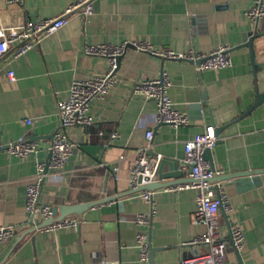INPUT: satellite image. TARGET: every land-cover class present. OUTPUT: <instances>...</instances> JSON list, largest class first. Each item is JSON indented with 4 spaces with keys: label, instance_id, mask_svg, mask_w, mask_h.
Wrapping results in <instances>:
<instances>
[{
    "label": "crops",
    "instance_id": "0c3cea01",
    "mask_svg": "<svg viewBox=\"0 0 264 264\" xmlns=\"http://www.w3.org/2000/svg\"><path fill=\"white\" fill-rule=\"evenodd\" d=\"M75 1L0 0V11L22 10L27 20H34L58 15ZM255 2L91 0L90 14H70L63 26L26 53L12 57L17 44H10L0 57V223L18 229L0 242V264H151L139 258L136 235L141 230L149 235L153 264H179L185 253L201 250V245L184 244L205 229L193 219L195 190L159 187L149 201L140 196L142 190L130 187V173L146 128L154 129L152 151L180 159L184 140L212 121L218 129L211 149L218 173L264 168V99L254 105L264 92V14L257 25L246 14ZM261 4L264 10V0ZM135 39L175 51L208 52L224 44L231 48L232 63L200 73L191 60L128 46L115 83L89 102L93 123L62 129L75 145L61 170L47 168L41 186L40 201L53 207L93 204L72 214L82 219L76 227L31 230L25 185L36 162L48 159L47 147L59 128L58 101L67 98L73 79L103 75L108 68L107 58L86 54L83 46ZM247 39L252 53L243 45ZM9 69L13 80L7 76ZM162 72L171 80L167 93L174 107L189 116L188 124L157 123L155 100L133 93L137 79ZM112 131L118 136L110 140ZM21 135L37 141L39 150L26 157L10 154L7 143ZM189 177L184 170L183 181ZM213 182L223 185L230 202L222 226L224 264L264 263V172L258 184L249 186L228 179ZM138 212L150 214L147 225L132 220ZM234 224L244 232L239 251L231 243Z\"/></svg>",
    "mask_w": 264,
    "mask_h": 264
},
{
    "label": "built area",
    "instance_id": "2783aa9c",
    "mask_svg": "<svg viewBox=\"0 0 264 264\" xmlns=\"http://www.w3.org/2000/svg\"><path fill=\"white\" fill-rule=\"evenodd\" d=\"M261 3L262 0H256L255 4L247 9L246 14L253 19L264 14ZM91 12V0H76L58 15L38 16L34 20H27L22 10L0 11V57L9 49L12 43L17 44L11 54L12 57L22 55L35 47L41 37L49 35L63 26L68 21L70 14L79 13L86 16ZM128 46L158 57L191 60L194 62L195 69L200 73L205 69H219L232 63L231 48L224 44H219L208 52L175 51L170 48H158L143 39L122 41L120 43L84 45V53L107 58L109 61L108 68L103 75L73 79L67 98L58 101L59 128L54 131L47 147L49 152L46 160L48 168L61 170L75 145V140L68 139L62 129L73 125H90L93 123L94 118L88 113L89 102L103 97L110 86L115 83L118 67L116 57L123 55ZM7 76L9 80L15 78L12 69L7 70ZM170 84L171 80L168 74L162 72L157 77L137 79L132 86V91L141 94L145 98L155 100L157 106L155 119L157 123L165 122L175 127L188 124L190 122L189 116L174 107L167 93ZM26 122L30 123L31 119L26 118ZM99 132L102 133L101 130ZM153 134V127L146 128L144 143L136 149V160L129 178L131 188H136L140 184L156 179L155 165L147 166L151 158L158 160L162 157L159 152H155L154 155L149 154V151H152ZM117 136V131H112L109 134L110 140ZM216 142L217 134L214 125L211 123L205 124L202 131L185 139L182 157L180 158L182 161L181 169L183 171L187 170L188 164H190L188 174L192 179L163 186L164 190L194 189L195 209L193 219L205 226L204 231L184 243L201 245V250L185 253L182 255L179 264H224L226 242L222 235V226L225 219L221 214V209L226 213L230 209V202L223 185L220 182L210 180L219 171L212 169L210 162L203 156L204 150L207 148L212 149ZM6 149L10 154L26 157L36 153L39 150V144L37 141L29 140L21 135L7 143ZM46 161L36 162L33 177L25 185V208L28 212V224L47 231L60 227H76L82 219L75 215L65 216L47 224L39 223V219L46 220L53 214V205L40 201L41 186L47 172L45 171ZM139 177H141V181H139ZM154 192L155 190L143 189L140 196L152 201ZM132 220L139 225H147L150 221V214L144 212L134 213ZM17 229L14 225L0 223V242L7 241L14 236ZM230 236L232 245L239 251L244 244L242 227L239 224L231 225ZM136 242L139 249V258L148 260L149 235L147 232L139 231L136 235Z\"/></svg>",
    "mask_w": 264,
    "mask_h": 264
},
{
    "label": "water",
    "instance_id": "95a60500",
    "mask_svg": "<svg viewBox=\"0 0 264 264\" xmlns=\"http://www.w3.org/2000/svg\"><path fill=\"white\" fill-rule=\"evenodd\" d=\"M82 8V7H81ZM264 17V16H263ZM259 17L256 18V25L258 23ZM243 45H247L250 47V52L252 53V42L251 39H247L243 42ZM122 59V55H118L116 57L117 65L120 64V61ZM264 99V92L258 93L257 100L255 101L254 105L259 104ZM254 105H252L250 108H252ZM194 106H200L199 104H195ZM212 124L214 125V121H212ZM217 128H215V132L217 133ZM150 155H154V151H149ZM204 158H206L211 165L212 169L214 168L212 155H211V149L207 148L204 150L203 153ZM181 163L182 161L177 157H171V156H162L158 160L151 158L149 162L147 163V166L149 167L151 164L155 165V176L158 177V179L162 180H156L154 179L151 182L140 184L136 188V190H143V189H149V190H155L159 187H163L168 184L176 183L183 181V170L181 169ZM165 165H167V169H165ZM191 165L188 164L187 173L190 172ZM48 164L46 161L45 165V171H47ZM264 172V168H256V169H248V170H242V171H234V172H228V173H218L214 174L210 180L211 181H218V180H233L236 184H243L247 183L248 186L252 184H258L259 183V174ZM192 177H189V180H191ZM139 181H141V177H139ZM93 203H78L73 205H64L62 207H53V214L48 219L44 220L42 224H47L56 220L61 219L62 217L72 215L74 213H77L78 215L82 213V211L91 206ZM224 219H227V215L224 212ZM35 229V227H32L31 230ZM236 249V248H235ZM237 250V249H236ZM238 251V250H237ZM148 260L153 264V247L149 243V255ZM244 264V263H241Z\"/></svg>",
    "mask_w": 264,
    "mask_h": 264
}]
</instances>
